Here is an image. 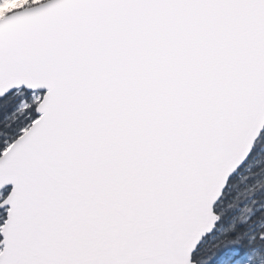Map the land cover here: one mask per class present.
<instances>
[{"label": "snow or ice", "instance_id": "obj_1", "mask_svg": "<svg viewBox=\"0 0 264 264\" xmlns=\"http://www.w3.org/2000/svg\"><path fill=\"white\" fill-rule=\"evenodd\" d=\"M0 264H264V0H0Z\"/></svg>", "mask_w": 264, "mask_h": 264}]
</instances>
